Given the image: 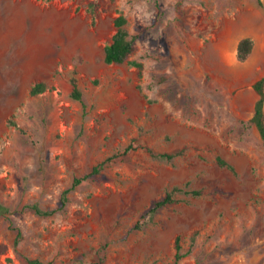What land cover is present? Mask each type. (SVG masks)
Here are the masks:
<instances>
[{
    "label": "rangeland",
    "instance_id": "rangeland-1",
    "mask_svg": "<svg viewBox=\"0 0 264 264\" xmlns=\"http://www.w3.org/2000/svg\"><path fill=\"white\" fill-rule=\"evenodd\" d=\"M263 76L264 0H0V264H264Z\"/></svg>",
    "mask_w": 264,
    "mask_h": 264
},
{
    "label": "trees",
    "instance_id": "trees-1",
    "mask_svg": "<svg viewBox=\"0 0 264 264\" xmlns=\"http://www.w3.org/2000/svg\"><path fill=\"white\" fill-rule=\"evenodd\" d=\"M259 3L262 4V0H259ZM127 22H128L127 17L124 14H120L115 19L116 32L113 35L112 41L110 43H108L105 47V61L107 63H122V62L128 61L131 54L135 50V41L137 39V36L132 35L130 33V31L128 30V28L126 26ZM253 49H254L253 39L251 37L242 38L238 44V57H239V59L240 60H246L250 56V54L252 53ZM130 63L137 66L140 69L143 68V63L140 61L131 60ZM72 82H73L72 95L77 99H81L82 98V92L79 89L77 80L75 78H73ZM254 87H255L256 91L258 92L259 98L255 104L254 114L251 117L250 121L253 124H255V126L257 127V129L261 135V138L264 141V76L255 82ZM46 88H47L46 84L43 82H40L32 88L31 92H32V94H37V93L44 91ZM132 148L133 147L131 146V147H128L126 150L129 151ZM146 149L153 155L162 156V157H166L169 159L173 158L177 154V153H157L149 146H146ZM111 158H113V157H111ZM218 160H219V163L222 165H229V163L221 157L218 158ZM94 170H95L94 172H96L98 170V168L96 167ZM89 175L90 174H87L83 177L75 178L74 183H73V187L80 184ZM179 190H182V189L179 187H175L172 191L168 192L165 197H163L160 200H157L153 204L150 211L153 212V211L159 210L160 208H163L164 206L175 202L177 200V198L175 197V194ZM69 191H70V189H67L63 193L64 204L68 201L67 194ZM187 192L192 193L194 195H198L201 193L200 190H196V189H193V190H190ZM31 207L33 208V210L36 213H38L40 215L47 216V215H51L54 212H56L55 210L43 209L38 204H33ZM18 236L19 237L21 236L20 232L18 233ZM176 249H177L176 261L178 262L184 256L181 253L182 244H181L180 237L177 238ZM104 261H105V257H101L97 261H92L90 263L81 262L79 264H104ZM30 264H42V261L39 259H31Z\"/></svg>",
    "mask_w": 264,
    "mask_h": 264
}]
</instances>
